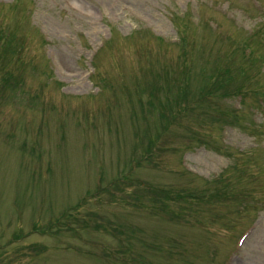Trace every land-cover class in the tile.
<instances>
[{
	"label": "rangeland",
	"instance_id": "obj_1",
	"mask_svg": "<svg viewBox=\"0 0 264 264\" xmlns=\"http://www.w3.org/2000/svg\"><path fill=\"white\" fill-rule=\"evenodd\" d=\"M17 1L0 0V31L16 36L0 49V71L23 81L22 90L15 75L0 82V264H111V251L126 255L116 249L130 229L126 253L148 264H264V0ZM175 14L191 28L184 57ZM183 74L197 91L233 79L201 106L211 115L194 135L184 130L195 121L188 113L148 154L168 118L145 87L162 98ZM131 159V187L119 182L73 208ZM105 220L129 230L94 225Z\"/></svg>",
	"mask_w": 264,
	"mask_h": 264
}]
</instances>
